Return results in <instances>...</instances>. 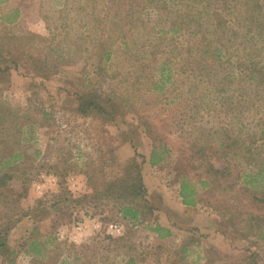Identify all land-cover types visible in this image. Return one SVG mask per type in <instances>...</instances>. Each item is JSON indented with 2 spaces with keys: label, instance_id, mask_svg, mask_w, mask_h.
<instances>
[{
  "label": "rangeland",
  "instance_id": "1",
  "mask_svg": "<svg viewBox=\"0 0 264 264\" xmlns=\"http://www.w3.org/2000/svg\"><path fill=\"white\" fill-rule=\"evenodd\" d=\"M179 1L0 0V264H264V192L253 200L248 184L264 163V91L238 90L260 78L240 71L256 51L264 63V38L243 0H219L243 27L221 52L241 64L235 81L210 55L182 69L213 29L179 27ZM253 3L264 24V0ZM182 176L198 205L178 215L215 219L218 234L179 228L164 242L150 212L122 218L146 205L140 178L155 192Z\"/></svg>",
  "mask_w": 264,
  "mask_h": 264
},
{
  "label": "trees",
  "instance_id": "2",
  "mask_svg": "<svg viewBox=\"0 0 264 264\" xmlns=\"http://www.w3.org/2000/svg\"><path fill=\"white\" fill-rule=\"evenodd\" d=\"M188 0H180L178 4L179 8L176 9V12L179 14L182 11L183 14L185 15V18L181 19L179 22V27L185 28L187 27V22H191L192 18L194 22L197 23L200 31L204 34L207 29L203 30L201 29V26L203 25V20H205V24L212 21L210 27L213 29L210 30V37L209 38H204L202 37L200 42L202 45V48L200 50L195 51V57L191 60H188L182 65V69L186 68V65L190 64H196L200 65L201 63L204 62L206 56L210 55L212 56V60H210V66H212L213 69H215V75L217 74H223V77H220L224 81H230V78H233V82L235 81V78L230 76L229 73L233 71L235 67H240L241 64L238 65V60L236 66L231 65L229 63V57H227L225 60L221 58V52L228 51L230 48V39L232 42H235L238 38V32L240 30V27L242 22L240 19V16H234L232 13H230V16L225 13V11H230L225 5H223L222 10H219L218 8V3L219 0H190V2H187ZM236 1V0H235ZM254 0H243L242 3H240V6L242 7L240 9V15L241 18L246 24H248L249 27L253 25V28L257 29V32L259 34L260 40L262 41L264 38V24L258 23V21L254 18V3L252 4ZM197 2V5L200 7H194V3ZM215 3V4H214ZM201 4V5H200ZM214 4V5H213ZM213 5L215 8L213 11H210L209 8L210 6ZM130 8V7H129ZM208 12H211L208 14ZM194 13V16L192 15ZM205 14V18H201V14ZM8 22L12 21L11 19L7 20ZM248 22V23H247ZM181 28V29H182ZM230 36H228V35ZM247 36V35H246ZM214 46V47H213ZM240 46H246V42H242ZM264 47V43L260 46V48ZM211 48V50H210ZM154 54L155 52L152 51ZM198 57V58H197ZM261 54L260 51H256V54L253 56H250L248 59L251 60L252 64L251 66H246L242 71H240L241 78L244 77H253V75L258 74L260 78L258 79H251L249 84H244L241 85L238 90L241 95H250L252 96L250 90L251 87L257 88V86L261 87V90L264 91V63H261ZM260 63V64H259ZM255 65H258V67L255 69ZM199 68V67H198ZM227 68V70H226ZM200 69V68H199ZM203 69V67H202ZM261 69V70H259ZM206 75H211L216 77L209 68H206ZM232 82V81H230ZM218 84L222 85L220 81H217ZM222 90V89H221ZM253 92L258 93L257 90H253ZM157 158L155 159V154L153 151L149 155L148 161L150 162L151 165H156L159 163L161 158L156 155ZM260 170L257 171V173L253 176H251L248 180V184L250 186V189L253 191V200L257 198L259 194L264 192V163L260 165ZM216 173V172H215ZM219 173V172H218ZM137 176V175H136ZM140 176V175H139ZM141 177V176H140ZM139 177V178H140ZM183 180L181 187H182V196L184 198V204L191 205L196 201V192L197 190L195 189V183H189L188 185V180H190L186 176L181 177ZM186 182V184H185ZM140 188L144 191L146 188L144 187V181L140 178V183H139ZM263 186V187H262ZM142 191V192H143ZM146 193L143 196V200L145 197ZM137 205V204H136ZM135 204H125L123 205L121 212L122 216L124 217H131V218H136L138 215V211L134 209ZM153 231H156L157 229H152ZM124 264H134L132 259H128L126 263Z\"/></svg>",
  "mask_w": 264,
  "mask_h": 264
},
{
  "label": "crops",
  "instance_id": "3",
  "mask_svg": "<svg viewBox=\"0 0 264 264\" xmlns=\"http://www.w3.org/2000/svg\"><path fill=\"white\" fill-rule=\"evenodd\" d=\"M180 178L179 182L173 184H170L168 181L163 180L162 186L163 189H157V186L155 187V192L152 188V183H150V186L145 183L144 181V187L147 190V193L144 197L146 205L144 207H135L134 209L138 211V215L136 220L141 219V217H145L147 212L151 213L150 223L154 222V224L150 227L151 235L161 241L164 242H170L171 240H176L179 236H188L193 237L197 239L199 242H201V239H204L203 236L205 235H215L217 233V223L215 219L201 221L199 225V220L194 219V217H189L188 215L184 214V212L189 211L190 208L193 209L198 205V198L196 194V201L191 204H184V198L182 194V187L181 185L183 180ZM189 183H192L191 180H188ZM186 184V182H185ZM159 194V196L156 195ZM163 199L165 203H163ZM162 205H165L164 207H160V202ZM159 202V204H157ZM170 207V209L168 208ZM177 209L184 210L183 213L177 212ZM173 213L174 215H171ZM189 213V212H188ZM178 217L180 218V222H182V225L179 224ZM122 218L125 220L127 217L122 216ZM156 222H155V221ZM204 220V219H203ZM179 224V225H178ZM157 229L156 231H153L152 229ZM179 228H183L184 232L182 235H179ZM186 229V230H185ZM189 230V231H187ZM187 231V232H185ZM177 236V237H176ZM216 240H220L217 238Z\"/></svg>",
  "mask_w": 264,
  "mask_h": 264
},
{
  "label": "built area",
  "instance_id": "4",
  "mask_svg": "<svg viewBox=\"0 0 264 264\" xmlns=\"http://www.w3.org/2000/svg\"><path fill=\"white\" fill-rule=\"evenodd\" d=\"M107 228L111 235L119 234L121 232V227L115 222L108 223Z\"/></svg>",
  "mask_w": 264,
  "mask_h": 264
}]
</instances>
